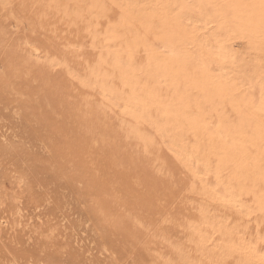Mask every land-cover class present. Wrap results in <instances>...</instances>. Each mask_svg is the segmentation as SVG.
I'll return each instance as SVG.
<instances>
[{"label": "rangeland", "instance_id": "1", "mask_svg": "<svg viewBox=\"0 0 264 264\" xmlns=\"http://www.w3.org/2000/svg\"><path fill=\"white\" fill-rule=\"evenodd\" d=\"M241 79L264 85V0H0V264H196L167 228L185 204L217 214L191 162L264 173V112L243 120L230 102ZM15 187L20 215L2 200Z\"/></svg>", "mask_w": 264, "mask_h": 264}, {"label": "bare ground", "instance_id": "2", "mask_svg": "<svg viewBox=\"0 0 264 264\" xmlns=\"http://www.w3.org/2000/svg\"><path fill=\"white\" fill-rule=\"evenodd\" d=\"M202 1H204V0H202ZM254 1H258V0H254ZM238 4H240V2ZM222 5H219V7H222ZM233 6H235V5H233ZM238 8H239V6H238ZM243 8H244V6H243ZM216 9H218V8H216ZM240 9H241V7H240ZM224 10H226V9H224ZM251 10H252V8H251ZM228 11L226 13H228ZM231 11L233 12V10H231ZM231 11H229L230 14L232 13ZM250 14H252V13H250ZM236 15H238V14H236ZM225 16H226V14H225ZM221 43H220V41H217V42L213 41V42L207 43V46L205 44L203 46L204 47L206 46L208 51L210 53L214 54L215 56H217L218 58L227 59V60L232 62V60H233V49H232L233 45L231 44L230 48L226 49L224 46H222ZM168 45H170V44H168ZM171 46H172V44H171ZM226 46H228V45H226ZM218 58L216 60H218ZM22 60L23 59H21L20 61H22ZM203 61H204V58H203ZM122 67H123V65H122ZM125 68H127V67H125ZM212 69H213V67H212ZM215 72H217V71H215ZM217 74H218V72H217ZM106 76H107V73H106ZM113 76L117 77L118 75H113ZM219 77L220 76L218 75V78ZM117 79L118 78L115 79V77H114V79H111V81H109V82H111L110 87L113 88V92L114 91L116 92L117 97L119 99L117 101L118 103L120 101L123 102L124 104L128 103V101L126 100V97L130 96V92L125 87H123V85H121V82L118 81ZM227 82H225V83H227ZM105 83H106V81H105ZM238 84L242 88V91L240 93H236V95H234V96L231 95L233 97L230 100V102L233 105L232 107L241 113V116H242L241 119L247 120L249 118V120L252 121V119H250V118H253L255 116V114H262L263 115L262 112H264V85L262 84L261 80L256 79V80H252V81H245V79H241ZM103 88H102V90H103ZM106 88L107 87L105 86V89ZM226 89H227V87H226ZM105 92L107 93L106 90H105ZM108 92H110V91H108ZM230 94H232V93H230ZM108 97H110V96H108ZM229 98H231V97H229ZM113 101H115V99ZM240 113L239 114L237 113L239 115V117H240ZM253 119H255V118H253ZM249 120H248V122H249ZM255 121L257 123L259 122L257 120H255ZM247 124H245V125H247ZM254 124H256V123H254ZM216 125H215V122L212 121V126L210 125L211 126L210 127L211 132H213V131L217 132L218 129H216ZM259 125H261V123ZM248 126H250V124H248ZM248 126H247V128H248ZM251 126H254V125H251ZM243 127H245V126H243ZM261 128H263V126H261ZM227 131H228V129H227ZM248 131H249V129H248ZM248 131H246V133ZM241 133H242V131H241ZM121 134L125 139H127L130 142L131 145H133L131 137L129 135H126V134L124 135L123 132H121ZM226 134H228V133H226ZM240 134L238 133V135L241 137V135H243V134H241V135ZM244 134H245V132H244ZM247 134L249 137H252V138L256 137L254 135L250 136L249 133H247ZM212 135H214V134L212 133ZM226 136H228V135H226ZM243 137H244V135H243ZM256 138H254V139H256ZM227 139H228V137H227ZM234 140H235V138H234ZM234 140H232V141H234ZM256 141H258V139ZM256 141L254 140V142H256ZM251 142H253V140ZM231 143H233V142H231ZM233 144L235 145V143H233ZM239 144H241V143H239ZM247 144H250V143H247ZM256 144L258 145L257 142H256ZM261 144H263V143H261ZM261 144H259V145H261ZM157 146L159 147V144H157ZM231 146H230V149H231ZM233 147H235V146H233ZM245 147L247 149L249 146L247 147L245 145ZM120 148L121 147H117L116 150H118ZM171 148L177 150L180 153H183L184 155H188V152H189V151L188 152L185 151L184 150L185 148L183 149L182 147H178L175 144H173L172 142H171ZM250 149H253V147ZM251 152H253V150H251ZM256 152L258 153L259 151H256ZM160 153L164 156L165 161L170 168L171 174H174V168L177 167L178 174L179 173L183 174V177H184L186 183H188L189 180L194 179L192 173L185 172L180 167L179 163L173 161V159L171 158L172 156L170 157L168 154L166 145H164V147L161 148ZM255 155H257V154L255 153ZM134 157L132 158V156H130L129 160L127 161L128 164L129 165L139 164V169L141 170V172H146L148 169V165L138 161ZM175 157H177V156L175 155ZM254 160H256V158ZM257 160H258V157H257ZM251 161H249V162H251ZM227 162H226V165H227ZM205 164L202 163V161H192L191 162V168L193 169V171L200 173L201 176L203 177V186L201 187L200 185H197L196 188L199 189L200 193L206 198L207 201H209L210 203L212 202V203L216 204V207H218L216 209V211H217V214H220V216L215 214L214 213L215 211L211 212L208 209V207L206 208V206L204 207L203 205H197V204L195 205V204H192L190 202L191 204L182 205L181 208H179L180 205H178L179 209L177 210V212L174 210L175 211L174 217L172 216L171 219L169 220V223L168 224L166 223L168 225L167 228L170 230L172 229L171 230V231H173L172 236H174V234L179 236L180 241L183 242V245L186 248V250L188 251V254L189 253L191 254V256L194 258V261L196 264H264V173L262 175L258 172L254 173V171H255L254 169H253L254 171L252 170L254 174L250 173L249 171H247L249 173H244L245 171L244 172H242L243 170L238 171L240 168H238V166H237L238 169H236V166H235V169L237 171L235 170L230 178L224 180L223 178L220 177V174L216 170V168H213L215 170L207 169ZM233 165L234 164H232V166ZM252 165H250V167H252ZM259 165H260V163H259ZM229 166H227V167H229ZM241 168H243V167H241ZM245 169L247 170L248 168H245ZM263 170H264V168H263ZM174 177H177V176L174 175ZM17 181L20 184V180H17ZM8 184H11V186H12L11 182ZM13 184H14V181H13ZM19 184H16V182H15V185L17 187L19 186ZM17 187H15L16 189L14 188L11 193H7L4 196H2V200L4 201V205L6 204L8 206V208L10 209V211L12 210L15 215H20L21 214V208H20L21 206L19 204H20L21 200H24L26 198L27 195H26V191H25V193H23V191L21 190L22 188L19 187V188H21V189H19ZM193 189H195V188H193ZM194 192H195V190H194ZM25 202H26V200H25ZM219 210L221 211V213H219ZM164 213H165V211H164ZM160 216H162V215H160ZM169 216H167V218ZM164 221H163V223H164ZM2 224L8 225L6 217L3 215H0V225H2ZM168 229H165V230H168ZM169 231L167 233H169ZM171 231H170V233H171ZM169 234H168V236H169ZM165 238H167V237H165ZM167 244H169V243H167ZM174 244H175V241H174ZM171 247H170V249H172ZM165 255H166V253H165ZM178 257H180V256H178ZM178 257H176V258L179 259ZM172 259H175V258H172ZM219 259L223 260V261L219 262ZM150 262H151V264H163L162 259H158V258L157 259L154 258L152 260L150 259Z\"/></svg>", "mask_w": 264, "mask_h": 264}]
</instances>
